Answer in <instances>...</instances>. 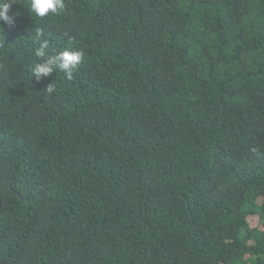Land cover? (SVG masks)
I'll return each mask as SVG.
<instances>
[{"label":"trees","instance_id":"16d2710c","mask_svg":"<svg viewBox=\"0 0 264 264\" xmlns=\"http://www.w3.org/2000/svg\"><path fill=\"white\" fill-rule=\"evenodd\" d=\"M30 9L0 22V264H264V0ZM45 42L73 79L33 76Z\"/></svg>","mask_w":264,"mask_h":264},{"label":"clouds","instance_id":"9594fccd","mask_svg":"<svg viewBox=\"0 0 264 264\" xmlns=\"http://www.w3.org/2000/svg\"><path fill=\"white\" fill-rule=\"evenodd\" d=\"M13 3H16V0H0V22L9 26L14 25L15 16L17 15H9ZM30 6L31 12L36 17L44 18L50 13L53 15L63 13L65 11V0H30ZM0 28H2V25H0ZM36 32L38 38L42 30L37 28ZM46 48L47 42L35 49V56L43 59L42 62L32 66L33 76L40 80L43 77L52 75L54 72H60L64 73L67 79H73L74 72L84 56L83 51L65 48L55 55H46ZM44 91L46 94L51 95L54 91V84H49Z\"/></svg>","mask_w":264,"mask_h":264},{"label":"rangeland","instance_id":"374dc122","mask_svg":"<svg viewBox=\"0 0 264 264\" xmlns=\"http://www.w3.org/2000/svg\"><path fill=\"white\" fill-rule=\"evenodd\" d=\"M250 219H251V221H252L253 223H255V222L257 221V216H256V215H252V216L250 217Z\"/></svg>","mask_w":264,"mask_h":264}]
</instances>
